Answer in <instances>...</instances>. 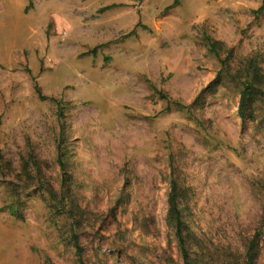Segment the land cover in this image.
<instances>
[{
  "label": "rangeland",
  "instance_id": "1",
  "mask_svg": "<svg viewBox=\"0 0 264 264\" xmlns=\"http://www.w3.org/2000/svg\"><path fill=\"white\" fill-rule=\"evenodd\" d=\"M262 1L0 0V264H79L73 223L84 264H180L173 181L192 264L243 248L264 101L240 119L233 77L264 75Z\"/></svg>",
  "mask_w": 264,
  "mask_h": 264
},
{
  "label": "trees",
  "instance_id": "2",
  "mask_svg": "<svg viewBox=\"0 0 264 264\" xmlns=\"http://www.w3.org/2000/svg\"><path fill=\"white\" fill-rule=\"evenodd\" d=\"M178 0H175V3ZM258 13L264 12V0L262 1L261 7L257 10ZM213 52L215 50H212ZM242 71H238L236 75L233 77V81L239 86V94H238V116L240 119H250L254 120V110L253 105L257 100L264 101V75L260 73V69L254 60L249 63V67L246 73L242 74ZM258 82L261 83L262 86L258 85ZM61 167L63 168V164L61 163ZM261 196L263 198V209L262 210V218L260 220V225L257 227L256 232L252 235L251 238L245 240L243 244V248L241 250L236 249L233 252L228 253L229 258L226 260L224 264H259V259L261 254L263 253V262H264V183L261 184ZM185 193L181 188L177 187V184L173 181L170 186V192L167 197V204L169 208V213L167 217V222L172 226V231L174 235V239L177 245V251L180 257V264H192L191 251L188 248L187 238L190 233L186 234V227L183 225L181 204L185 198ZM72 216L69 214L68 219H72ZM73 222V220H72ZM74 223L70 228V238L69 242L70 246L75 251V256L79 264H84L83 261V249L80 244V239L77 231L75 230ZM192 235V234H191ZM212 252L207 250L203 253V250L199 252L200 262L201 264H222L224 258L222 260H217L216 252H219L216 248H211ZM226 251V250H225ZM206 254L210 256V258H206ZM214 254V256H213ZM224 256V255H223ZM206 259H209V262H206ZM48 264V263H44Z\"/></svg>",
  "mask_w": 264,
  "mask_h": 264
}]
</instances>
